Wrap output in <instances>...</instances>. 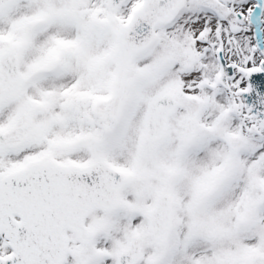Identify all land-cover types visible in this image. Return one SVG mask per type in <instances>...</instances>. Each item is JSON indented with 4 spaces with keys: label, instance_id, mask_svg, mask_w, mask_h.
Wrapping results in <instances>:
<instances>
[{
    "label": "snow or ice",
    "instance_id": "1",
    "mask_svg": "<svg viewBox=\"0 0 264 264\" xmlns=\"http://www.w3.org/2000/svg\"><path fill=\"white\" fill-rule=\"evenodd\" d=\"M0 264H264V0H0Z\"/></svg>",
    "mask_w": 264,
    "mask_h": 264
}]
</instances>
